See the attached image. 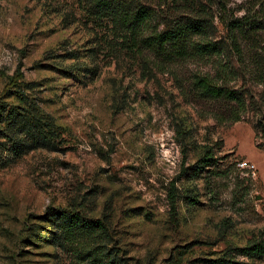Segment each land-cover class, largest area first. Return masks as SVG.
Masks as SVG:
<instances>
[{"label":"rangeland","instance_id":"rangeland-1","mask_svg":"<svg viewBox=\"0 0 264 264\" xmlns=\"http://www.w3.org/2000/svg\"><path fill=\"white\" fill-rule=\"evenodd\" d=\"M146 2L160 19L208 17L201 38L221 54L168 62L80 0H0V104H32L56 133L0 165V264H73L48 220L60 209L103 220L121 264H212L264 236V0ZM238 17L259 26L235 45L227 23ZM197 75L241 91L242 120L200 95Z\"/></svg>","mask_w":264,"mask_h":264},{"label":"trees","instance_id":"trees-1","mask_svg":"<svg viewBox=\"0 0 264 264\" xmlns=\"http://www.w3.org/2000/svg\"><path fill=\"white\" fill-rule=\"evenodd\" d=\"M80 2L94 18L111 23L119 30L129 46L148 51L168 62L222 52V47L217 42L201 38L210 32L213 23L208 17L194 15L190 9H180L174 16L160 19V14L146 0ZM155 21L157 26H153ZM258 26V23L246 17L231 18L227 23L235 45L248 38V35H253ZM17 81L18 79L13 80L12 77L10 84ZM195 85L204 98L224 101L231 105L228 121L242 120L247 109V99L241 91L218 82L210 75H197ZM27 98L23 92L19 93L21 102L27 103ZM33 108L32 104L29 107L14 105L9 108L0 104L1 166H6L12 159L22 156L30 149L38 148L41 143L55 144L53 123L44 121ZM2 124H5V127L1 128ZM257 130L264 138V115L257 121ZM212 154L211 150H207L199 160L200 170L212 164ZM169 196L175 208L178 194L174 187L171 188ZM48 216L49 222L56 229V240L75 258L73 264H121L122 259L108 249L109 229L103 220L84 216L78 210L67 209L52 211ZM238 256L264 258V236L261 240L250 242L243 247L226 248L212 264H252L238 259Z\"/></svg>","mask_w":264,"mask_h":264}]
</instances>
